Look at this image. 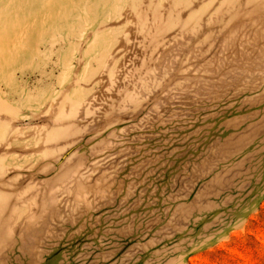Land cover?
<instances>
[{
	"label": "rangeland",
	"instance_id": "obj_1",
	"mask_svg": "<svg viewBox=\"0 0 264 264\" xmlns=\"http://www.w3.org/2000/svg\"><path fill=\"white\" fill-rule=\"evenodd\" d=\"M0 264H264V0H0Z\"/></svg>",
	"mask_w": 264,
	"mask_h": 264
}]
</instances>
